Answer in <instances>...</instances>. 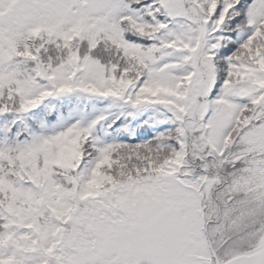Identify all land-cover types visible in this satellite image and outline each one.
Listing matches in <instances>:
<instances>
[{"label": "snow or ice", "instance_id": "1", "mask_svg": "<svg viewBox=\"0 0 264 264\" xmlns=\"http://www.w3.org/2000/svg\"><path fill=\"white\" fill-rule=\"evenodd\" d=\"M0 264H264V0H0Z\"/></svg>", "mask_w": 264, "mask_h": 264}]
</instances>
